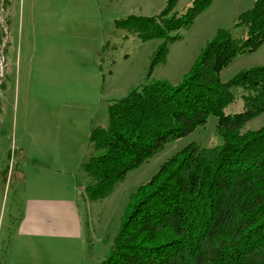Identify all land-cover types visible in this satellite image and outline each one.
Masks as SVG:
<instances>
[{
  "label": "trees",
  "instance_id": "1",
  "mask_svg": "<svg viewBox=\"0 0 264 264\" xmlns=\"http://www.w3.org/2000/svg\"><path fill=\"white\" fill-rule=\"evenodd\" d=\"M179 1L169 0L158 15L119 21L143 40L167 39L152 68L165 61L167 42L178 38L170 32L192 24L212 0H193L181 15L175 12ZM235 25L245 26L247 36L218 30L179 85H140L110 104L109 126L91 130L90 148L102 151L83 165L92 200L108 196L129 171L211 115L218 117L216 132L224 140L212 147L193 142L164 161L131 196L111 251L99 264H264V126L241 130L264 113V64L221 80L238 55L264 43V0L240 13ZM240 88L244 109L227 114ZM2 104L0 96V115Z\"/></svg>",
  "mask_w": 264,
  "mask_h": 264
},
{
  "label": "rangeland",
  "instance_id": "2",
  "mask_svg": "<svg viewBox=\"0 0 264 264\" xmlns=\"http://www.w3.org/2000/svg\"><path fill=\"white\" fill-rule=\"evenodd\" d=\"M168 1L34 0L31 8L30 0H18L19 7L13 9L10 18L8 1L0 0V28L3 29L0 49L4 57L0 87L6 83L4 89L0 88V96L2 100L1 92H4L2 102L6 101L8 108L0 119V204L3 201L5 206L0 229V264H8V247L18 243L15 218L22 214L24 198L30 194L27 187L33 182V179L23 180L20 171L27 165L32 170L37 168L33 157L46 154L50 135L71 141L64 149L68 159L74 156L67 162L49 164L51 171H59L48 173V183L57 182V189L47 195L66 197L68 194L58 192L59 187L68 192L63 186L76 184L87 254L89 258H96L94 264L109 255L131 196L157 173L164 161L193 142L205 147L223 144V137L216 132L218 117L211 115L204 125L168 142L147 162L129 171L108 196L92 200L86 193L90 177L83 165L102 151L86 148L89 124L79 121L92 116L90 125L107 127L110 104L133 89L155 81L179 85L218 30H230L236 38L247 36L245 26L235 25L236 17L240 14L238 11L249 9L256 0H212L192 24L170 32L178 38L167 42L165 61L152 68L159 48L167 39L143 40L132 29L120 26L119 21L130 15H158ZM192 2L180 0L175 12L183 14ZM4 3L6 11H3ZM263 64L264 51L240 54L222 71L221 80L226 82L244 69ZM242 95L240 88L237 99L225 109L227 114L244 109ZM53 104L56 117L52 118L51 133L44 116L47 107L51 109ZM263 126L264 113L249 120L241 130H257ZM83 140L87 154L82 150ZM39 160L46 159L40 156ZM41 264L50 262L44 260Z\"/></svg>",
  "mask_w": 264,
  "mask_h": 264
},
{
  "label": "crops",
  "instance_id": "3",
  "mask_svg": "<svg viewBox=\"0 0 264 264\" xmlns=\"http://www.w3.org/2000/svg\"><path fill=\"white\" fill-rule=\"evenodd\" d=\"M252 2H254V0H252ZM33 3L34 0H30L31 8ZM24 6L25 2H23V8ZM18 7V0L8 1L7 11L10 18L13 14V9L16 8L17 10ZM23 12H25V9H23ZM238 12L241 13L242 11ZM33 14L34 12L32 15ZM262 51H264V43L254 53H261ZM21 60L20 58V61ZM5 86L6 83H4V87ZM1 95L3 100L4 92H1ZM5 102H2V112L5 113H1L0 119L1 116H5L8 111V108L5 107ZM49 109L50 107L48 106L44 116V122L48 131L52 133L54 126L52 118L53 116L56 117L54 104L50 111ZM14 111H17L15 104ZM91 120L92 116H89L87 119L79 121V123L83 122V124L84 121L88 122L90 128L89 134L94 127L98 126L95 125L93 127L90 125ZM1 123H4V119L1 120ZM50 125L51 128H49ZM47 141L46 154L39 153L38 155L35 154L33 157L32 161L37 164V168L32 170L27 165L25 169L20 171L23 180L28 182L33 179V182L27 187L30 194L24 198L25 202L22 206L23 212L15 218L18 221L15 228L16 241L18 243L15 244V246L11 245L8 247V251L10 250L8 254V264H41L44 260H48L50 264H94L96 258H89L87 254L85 225L81 214L80 201L78 199L79 191L76 188V184L73 182L74 184H72V186L70 183L63 186L68 192L63 191V188L59 187L60 191L58 192L62 191L61 194H68L66 197L47 195V192L55 191L54 188L57 189V182L52 181L50 184L48 183V173L52 171L57 173V171H59H51L49 164H55L57 161L67 162L73 159L74 155L70 156L68 159L64 149L65 146H69L71 141L63 140V138H53L51 135ZM77 143H79V141ZM20 145L23 144L20 143ZM86 148L90 150L89 140L88 146L86 144ZM82 150H85V140L82 141ZM87 152L88 150H85V154H87ZM40 156L44 157L46 160H39ZM6 174L9 176L8 173ZM69 177H72L71 173ZM5 181L7 182V177ZM61 182L63 183V181ZM4 212L5 206L2 201L0 204V229Z\"/></svg>",
  "mask_w": 264,
  "mask_h": 264
},
{
  "label": "water",
  "instance_id": "4",
  "mask_svg": "<svg viewBox=\"0 0 264 264\" xmlns=\"http://www.w3.org/2000/svg\"><path fill=\"white\" fill-rule=\"evenodd\" d=\"M0 60H2V61H1V64H3V67H4V57H3V55H2V50H1V49H0ZM3 73H4V71H3ZM3 76H4V75H2V76L0 77V81L2 80Z\"/></svg>",
  "mask_w": 264,
  "mask_h": 264
},
{
  "label": "bare ground",
  "instance_id": "5",
  "mask_svg": "<svg viewBox=\"0 0 264 264\" xmlns=\"http://www.w3.org/2000/svg\"><path fill=\"white\" fill-rule=\"evenodd\" d=\"M1 61L0 60V77L3 75V64H1Z\"/></svg>",
  "mask_w": 264,
  "mask_h": 264
}]
</instances>
